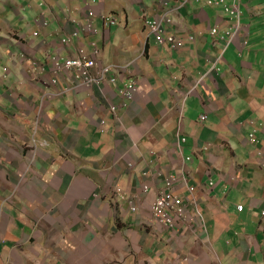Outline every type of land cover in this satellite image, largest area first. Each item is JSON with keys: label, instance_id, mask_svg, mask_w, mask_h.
<instances>
[{"label": "crops", "instance_id": "crops-1", "mask_svg": "<svg viewBox=\"0 0 264 264\" xmlns=\"http://www.w3.org/2000/svg\"><path fill=\"white\" fill-rule=\"evenodd\" d=\"M88 1L93 34L84 0H0V264H264V0L240 1L226 52L235 0ZM165 14L178 50L148 28ZM92 43L129 67L59 95L51 57ZM170 175L195 218L173 230L153 215Z\"/></svg>", "mask_w": 264, "mask_h": 264}, {"label": "built area", "instance_id": "built-area-1", "mask_svg": "<svg viewBox=\"0 0 264 264\" xmlns=\"http://www.w3.org/2000/svg\"><path fill=\"white\" fill-rule=\"evenodd\" d=\"M70 2L76 0H68ZM82 1V0H78ZM87 8L86 14V23L80 24V29L82 31L88 33H96L98 32L95 26L96 13L91 9L90 3L88 0H84ZM240 1L242 3L243 0H235L231 6L225 5L226 11L230 14L231 17L238 19V23L232 26L231 30H227L224 34H222L218 28V26L212 29V36L217 40V42L223 40L227 42L225 52L228 49L229 44L236 41L239 36L240 30H246L249 32L248 26H244L242 23V13L240 12ZM224 2V0L211 1V4H217L220 6ZM163 5H168V2L163 1ZM106 26L114 25L116 23V18L112 16H101ZM173 20L168 15H163L161 20H153L147 22L148 28L150 30L151 35H155L156 40L159 43H168L174 50H178L182 48L183 43L177 39L176 36L165 37V28L163 27L164 22L171 23ZM36 23L38 29L44 28L48 25V21L45 18L44 14L37 17ZM79 29V31H80ZM39 34L38 31L34 32L33 35L37 36ZM74 35H78V31L74 32ZM191 40H195L194 36L190 37ZM63 44H68L70 42V37L64 38L61 41ZM248 44V41L245 42ZM90 48L92 51H85L83 48H78L77 53L73 57L62 58L60 56H53L50 60V68H51V84L59 87V95H65L69 91H78L80 89H92L95 86L101 87L106 82H116V78L113 77L114 73L119 72L120 70H125L127 66H118V65H106L103 61V50L97 43H92ZM24 57V56H22ZM35 64V63H34ZM43 71L44 68L40 67ZM71 73L73 75V80L71 85L66 87L62 83V76ZM139 91V86L137 82H131L126 85L124 89H121L122 97L133 101ZM115 111L117 108L112 107ZM208 119V115L204 114L201 116L202 121H206ZM106 122L104 120L101 121V125H105ZM251 141H255V134L251 135ZM133 165V164H131ZM180 177L177 175H170L167 178V187L164 190L158 191L156 194V198L153 203V215L156 222L168 229H175L176 227L181 226V224L188 221H195L194 216L191 215L188 205L184 201L183 197L180 195H176L175 185L178 183ZM195 187H190V191H195ZM152 188L149 185L145 186V192L150 193ZM120 192V191H119ZM121 197L123 194L120 192ZM133 210H137L133 207ZM239 210L243 211L244 206H239ZM202 215L200 214L199 217ZM180 228V227H179Z\"/></svg>", "mask_w": 264, "mask_h": 264}, {"label": "clouds", "instance_id": "clouds-1", "mask_svg": "<svg viewBox=\"0 0 264 264\" xmlns=\"http://www.w3.org/2000/svg\"><path fill=\"white\" fill-rule=\"evenodd\" d=\"M212 184V183H211ZM240 206H243V205H240ZM238 208H239V206H238ZM245 208V207H244ZM240 211V210H239ZM244 211V210H243ZM243 211H240V212H243ZM263 218H264V212H263Z\"/></svg>", "mask_w": 264, "mask_h": 264}]
</instances>
